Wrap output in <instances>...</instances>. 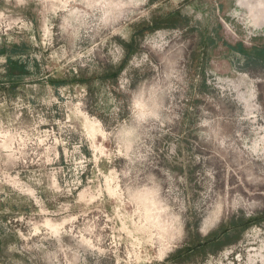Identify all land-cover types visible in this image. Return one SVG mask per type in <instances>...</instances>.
I'll list each match as a JSON object with an SVG mask.
<instances>
[{
    "label": "rangeland",
    "instance_id": "rangeland-1",
    "mask_svg": "<svg viewBox=\"0 0 264 264\" xmlns=\"http://www.w3.org/2000/svg\"><path fill=\"white\" fill-rule=\"evenodd\" d=\"M261 15L0 0V264H264Z\"/></svg>",
    "mask_w": 264,
    "mask_h": 264
},
{
    "label": "flooded vegetation",
    "instance_id": "flooded-vegetation-1",
    "mask_svg": "<svg viewBox=\"0 0 264 264\" xmlns=\"http://www.w3.org/2000/svg\"><path fill=\"white\" fill-rule=\"evenodd\" d=\"M259 17H263V18H264V15H261V16H259Z\"/></svg>",
    "mask_w": 264,
    "mask_h": 264
},
{
    "label": "crops",
    "instance_id": "crops-1",
    "mask_svg": "<svg viewBox=\"0 0 264 264\" xmlns=\"http://www.w3.org/2000/svg\"><path fill=\"white\" fill-rule=\"evenodd\" d=\"M257 18V17H256Z\"/></svg>",
    "mask_w": 264,
    "mask_h": 264
}]
</instances>
